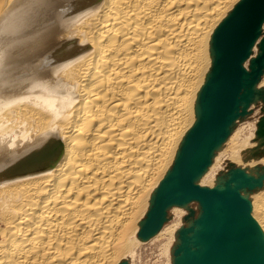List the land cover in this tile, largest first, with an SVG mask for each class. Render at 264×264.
<instances>
[{
    "label": "bare ground",
    "instance_id": "bare-ground-1",
    "mask_svg": "<svg viewBox=\"0 0 264 264\" xmlns=\"http://www.w3.org/2000/svg\"><path fill=\"white\" fill-rule=\"evenodd\" d=\"M241 1L0 0V264H138L147 243L170 263L199 201L196 218L191 200L168 204L151 234L147 218ZM262 104L264 73L247 106ZM238 118L194 183L234 189L264 243V113Z\"/></svg>",
    "mask_w": 264,
    "mask_h": 264
},
{
    "label": "water",
    "instance_id": "water-1",
    "mask_svg": "<svg viewBox=\"0 0 264 264\" xmlns=\"http://www.w3.org/2000/svg\"><path fill=\"white\" fill-rule=\"evenodd\" d=\"M264 20V0H242L215 33L211 75L200 94V115L187 135L170 179L162 187L151 215L155 232L168 204L199 201L202 209L194 235L182 237L174 250L175 264H264V243L239 194L229 187L205 189L194 183L208 165L211 153L228 133L233 120L245 112L255 81L264 66L261 53L243 67ZM244 102V103H242ZM193 244L190 248L186 242Z\"/></svg>",
    "mask_w": 264,
    "mask_h": 264
},
{
    "label": "rangeland",
    "instance_id": "rangeland-1",
    "mask_svg": "<svg viewBox=\"0 0 264 264\" xmlns=\"http://www.w3.org/2000/svg\"><path fill=\"white\" fill-rule=\"evenodd\" d=\"M262 27H263V29L261 31V37L264 36V24L262 25ZM261 39H260V41H261ZM253 57H256V54ZM245 62H246V65L245 66L247 67L248 70H250L251 63L249 62L250 63V65H249L248 61H245ZM263 67H262V70L264 69ZM263 73H264V70L259 73L258 78ZM263 108H264V104H262V106H256V107L247 106L245 108V112L243 114H240L238 116L239 117L238 119H242L244 116H246V117H250V119H252V121L254 122L255 120L258 119V117L262 113H264L263 112ZM255 117H257V119H255ZM230 170H231V165H230L229 162H227L225 160L222 169H220L218 171V173H219L218 175H220V174L226 175L227 172L230 171ZM197 205H198L197 200H191L190 207L193 208L194 213L192 215H190V217H193V218H196L197 217L198 210H199V207ZM171 214H172L171 210H168V212L166 214V219L163 220L162 225L164 223L170 224L174 220V217H171ZM189 214H188V212L187 213L185 212V214H183L182 222H183V224L185 226H187V215H189ZM154 247H156L155 250H154ZM173 255H174V251H171V256L172 257H171V261L169 263V262H167V260H165V257L162 256V254H161L158 246H154V245H151V244L149 245V243H147L142 248V251L140 253V261H139L140 263H138V264H172L173 263L172 258L174 257Z\"/></svg>",
    "mask_w": 264,
    "mask_h": 264
}]
</instances>
